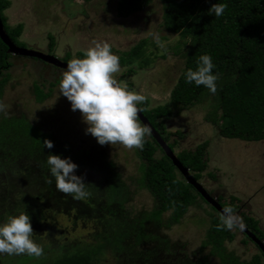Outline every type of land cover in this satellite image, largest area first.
<instances>
[{"label": "trees", "instance_id": "obj_1", "mask_svg": "<svg viewBox=\"0 0 264 264\" xmlns=\"http://www.w3.org/2000/svg\"><path fill=\"white\" fill-rule=\"evenodd\" d=\"M153 1L119 0L118 15L130 17L145 10ZM161 2L164 6L163 28L178 34L182 40V47L178 44L175 53L182 56L184 67L167 103L150 108V100L146 98L139 107L183 165L200 181L208 167L206 156L210 141L205 140L194 149L176 151L178 141L170 140L166 120L173 115L175 107H193L212 94L204 86L186 83L184 77L185 71L195 69L199 57L207 53L215 64L213 72L218 75L213 110L208 119L222 137L244 141L264 139V0ZM218 2L227 7L223 15L215 17L209 9ZM11 5V0H0L4 30L16 45L27 47L21 39L24 23L10 25L5 13ZM49 39L48 53L58 56L55 37L49 34ZM147 43V39H143L120 56L121 64L128 69L119 80L135 73L132 65L144 54ZM8 49L0 36V100L11 78L13 59L18 56ZM83 52H77L74 57L82 56ZM59 58L68 62L72 54L67 52ZM59 80L50 82L48 92L36 83L37 101L51 96ZM128 86L132 90L133 84ZM177 136L182 137L180 131ZM45 140H51L54 146L51 149L43 147ZM95 151L74 147L23 114H0V221L26 211L32 220L33 238L43 246L38 257L26 253L6 254L3 258L0 256V260H6L7 264L13 261L15 264H264V251L247 234L238 229L217 227L221 213L187 181L152 134L146 138L143 149H138L141 159L138 175L127 178L152 194L156 201L152 210L135 211L127 207L132 198L128 180L117 171L114 162L97 159ZM49 153L71 157L78 165L76 174L89 183L87 198L73 199L56 189L45 163ZM209 176L215 177L212 173ZM48 179H52V183H48ZM214 196L222 207L232 206L240 212V198ZM200 202L209 207L207 214L211 222L206 241L200 249L190 253L180 242L171 241L161 231L180 223L190 207H198ZM49 208L62 209L67 214L74 212V219L88 220L94 216V229L77 240L69 239L63 232L58 234L59 228L48 223L41 210ZM240 215L246 227L264 241L260 220L249 214ZM237 232L243 234L244 244L249 241L258 248L249 260H242L227 247L228 242L235 240ZM206 247L209 251L205 253Z\"/></svg>", "mask_w": 264, "mask_h": 264}, {"label": "rangeland", "instance_id": "obj_2", "mask_svg": "<svg viewBox=\"0 0 264 264\" xmlns=\"http://www.w3.org/2000/svg\"><path fill=\"white\" fill-rule=\"evenodd\" d=\"M11 1V7L5 12L10 25L24 23L21 39L27 43V48L44 53L49 52V34L55 37L57 55L63 57L70 52L72 58L77 52L85 51L93 41H108L120 57L147 39L144 54L132 65L135 73L123 81L132 83V90L148 98L150 108L170 100L171 91L182 73L184 60L179 53H175L176 46L182 42L180 36L162 26L164 6L161 0H154L145 10L130 17L118 15L119 0ZM154 35L165 42V48L157 46ZM13 61L11 78L2 99L8 106L7 113L25 115L34 124L71 142L78 149L96 150L97 159L114 162L117 171L126 179L138 175L141 162L138 149H128L118 143L100 145L91 134L86 135L87 125L80 111L71 110L70 102L59 93V83L53 87L51 96L37 101L34 85L37 83L48 92L50 82L61 78L64 70L24 56H16ZM146 61H149L147 65L144 64ZM127 69L128 66L121 64L117 78ZM213 105L214 94H209L193 107H175L173 115L166 120L170 140L177 139L176 151L194 149L197 144L209 140L206 156L208 167L200 180L201 184L207 191L222 194L226 199L232 195L240 198V213L258 218L264 230V139L244 141L220 136L216 125L208 119ZM179 131L182 137L177 136ZM209 173L215 177L209 176ZM128 183L132 198L127 202V207L135 211L152 210L156 205L152 194L131 183V180ZM41 210L45 212L46 221L59 228L56 232L66 233L69 239H81L94 229V216L88 220L74 219V212L67 214L55 208ZM209 210L205 203L200 202V206L190 207L180 223L161 232L171 241L180 242L186 252L196 251L206 241L211 222L207 214ZM1 220L4 221V218ZM243 239V234L237 232L235 240L228 242L227 247L240 255L242 260H249L258 252V248L249 241L244 244ZM206 251H209V247L205 248ZM6 254H0L1 258ZM110 256L111 253L109 259ZM15 263L13 261L11 264ZM0 264H7L6 260H0Z\"/></svg>", "mask_w": 264, "mask_h": 264}, {"label": "clouds", "instance_id": "obj_3", "mask_svg": "<svg viewBox=\"0 0 264 264\" xmlns=\"http://www.w3.org/2000/svg\"><path fill=\"white\" fill-rule=\"evenodd\" d=\"M226 7L224 3H215L209 13L220 17ZM154 41L159 48H165V42L158 35H154ZM214 68L211 55L205 53L199 57L195 69L185 71V82L204 86L215 94L218 75L213 72ZM120 72V57L113 51L112 45L108 41H93L82 56L67 62L59 80V93L70 102L72 111H80L87 125L85 134H91L100 145L118 143L128 149H143L146 138L152 134V129L147 123H142L139 116L143 111L139 106L146 98L140 92L130 90L125 81L119 80L117 74ZM7 107L0 100V114L6 116ZM53 146L51 140L43 143V147L48 149ZM45 163L58 191L77 200L90 195L89 183L76 174L78 165L71 157L62 158L49 153ZM47 182L52 183V179ZM219 220L218 228L243 231L246 227L243 217L232 206L222 208ZM33 236L32 220L26 211L9 215L0 221V254L40 256L43 246Z\"/></svg>", "mask_w": 264, "mask_h": 264}, {"label": "water", "instance_id": "obj_4", "mask_svg": "<svg viewBox=\"0 0 264 264\" xmlns=\"http://www.w3.org/2000/svg\"><path fill=\"white\" fill-rule=\"evenodd\" d=\"M0 36L3 39V41L8 45L9 52L18 55V56H24V57H32V58H38L42 61L48 62L52 65H55L59 68L65 69L67 62L61 60L58 56H55L50 53H44L35 49L22 47L16 45L9 35L5 32L3 27V22L0 15ZM139 116L141 118L142 123H147L148 126L152 129V135L156 138V140L160 143L166 154L172 159L173 163L177 166V168L182 172V174L185 176L187 181L191 183L198 191L202 194V196L211 204L213 205L216 210H218L221 213L222 205L218 202L217 198L214 197L211 193H209L203 185L194 177L193 174L190 173L189 169L183 165V163L180 161V159L175 155L173 150L169 147L168 143L161 137V135L157 132V130L152 126L149 119L144 116V114L141 112L139 113ZM241 232H244L247 234L250 238L253 239L254 242H256L259 247L264 251V241L260 240L250 229L245 227V229Z\"/></svg>", "mask_w": 264, "mask_h": 264}, {"label": "flooded vegetation", "instance_id": "obj_5", "mask_svg": "<svg viewBox=\"0 0 264 264\" xmlns=\"http://www.w3.org/2000/svg\"><path fill=\"white\" fill-rule=\"evenodd\" d=\"M61 69V68H60ZM214 195H216V194H214ZM217 197V196H216ZM239 215H240V212H237ZM241 216V215H240Z\"/></svg>", "mask_w": 264, "mask_h": 264}]
</instances>
